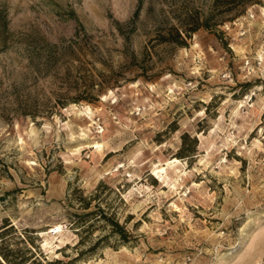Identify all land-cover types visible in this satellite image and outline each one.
<instances>
[{"label": "rangeland", "instance_id": "374dc122", "mask_svg": "<svg viewBox=\"0 0 264 264\" xmlns=\"http://www.w3.org/2000/svg\"><path fill=\"white\" fill-rule=\"evenodd\" d=\"M96 203L126 242L91 216L77 248ZM6 223L42 264L264 260V0H0Z\"/></svg>", "mask_w": 264, "mask_h": 264}, {"label": "trees", "instance_id": "16d2710c", "mask_svg": "<svg viewBox=\"0 0 264 264\" xmlns=\"http://www.w3.org/2000/svg\"><path fill=\"white\" fill-rule=\"evenodd\" d=\"M203 26H207V25H203ZM195 30H197L196 26H195V28H191V29L184 30V31H179L178 29L171 27L169 30V33H167L166 35H162V38H163V40H165L167 42L175 43L176 45H183L186 43L185 38H190V36H191L190 31L194 32ZM75 190H77V192H79V193L81 192V189H79V188L78 189L75 188ZM75 193H76V191H75ZM92 196H93L92 198L95 199L97 194H94ZM78 200L80 201V206H82L83 208H89L90 207L91 202L86 201V198L82 197L81 194H79ZM95 206H96L95 210L89 211V212L84 213V214L73 213V215L71 217L72 223H73V225H76L75 226L76 232L79 235V240L76 244L77 248H80L81 245L84 244L85 237L82 235L83 230L88 231V227L90 225H92V224H90L87 227H82L84 224L83 222H85L84 219H86L84 217H91V216H94V217L98 216V218L94 219V220L103 221L104 224L108 223L111 226L110 234L112 236L113 235L117 236L121 242H126L128 233L125 229V226L123 224L119 223L118 219L115 217V214L112 213V215H107L105 210L102 209L98 203H96ZM9 224L10 223H6L2 227H0V236H2L3 233L8 230V228L12 227ZM4 227H6V228H4ZM2 228H4V229H2ZM107 243H108L107 235L99 236L94 242H92L90 245H88V247H86V249H80L79 251H77V254L74 258H80L84 254L90 255L91 253H93L96 250V248L99 245H105ZM27 250L30 252V249H27ZM0 264H42V263L37 261L35 258L31 260V258L26 257L25 254H23V253L17 254L15 251H12L11 249H3V247L0 245ZM47 264H54V263L49 262Z\"/></svg>", "mask_w": 264, "mask_h": 264}, {"label": "bare ground", "instance_id": "6f19581e", "mask_svg": "<svg viewBox=\"0 0 264 264\" xmlns=\"http://www.w3.org/2000/svg\"><path fill=\"white\" fill-rule=\"evenodd\" d=\"M100 145V144H99ZM99 147V146H98ZM176 162V160L173 161H168L166 164L167 166H174L173 163ZM166 167L165 166H161L159 168H157L156 170H154V174L156 176H158L159 178H161V180L163 179V176H166ZM175 187V186H174ZM177 207V206H176ZM175 208V207H174ZM254 239V238H252ZM247 248V247H246Z\"/></svg>", "mask_w": 264, "mask_h": 264}, {"label": "built area", "instance_id": "2783aa9c", "mask_svg": "<svg viewBox=\"0 0 264 264\" xmlns=\"http://www.w3.org/2000/svg\"><path fill=\"white\" fill-rule=\"evenodd\" d=\"M258 264H264V260H261V262H260V263H258Z\"/></svg>", "mask_w": 264, "mask_h": 264}]
</instances>
